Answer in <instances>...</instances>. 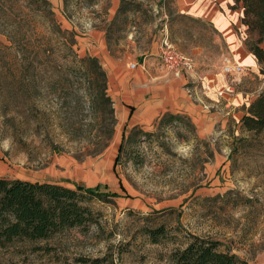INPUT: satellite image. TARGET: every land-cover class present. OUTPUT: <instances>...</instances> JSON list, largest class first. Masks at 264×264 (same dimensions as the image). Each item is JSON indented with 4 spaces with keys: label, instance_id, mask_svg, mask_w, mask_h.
I'll return each instance as SVG.
<instances>
[{
    "label": "rangeland",
    "instance_id": "obj_1",
    "mask_svg": "<svg viewBox=\"0 0 264 264\" xmlns=\"http://www.w3.org/2000/svg\"><path fill=\"white\" fill-rule=\"evenodd\" d=\"M1 1L0 178L101 186L117 196L89 204L101 213L98 227L14 242L0 248V264L101 257L107 264H174L172 254L191 237L216 242L241 264H264V130L248 132L240 124L264 76L256 64L241 62L240 75L223 74V59L235 62L224 37L192 16L197 6L214 8L215 19L233 22L236 43L248 52L232 2L124 0L125 9L112 16L110 0H46L41 14ZM92 31L105 32L111 54L127 62L147 57L157 66L158 47L168 37L195 65L192 75L181 76L194 119L174 113L164 124L120 133L111 98L105 107L96 100L90 71L88 77L78 62L94 57ZM9 37L23 59L16 69L1 49L10 46ZM206 77L214 79L213 106L204 104ZM158 229L163 234L154 243L148 233Z\"/></svg>",
    "mask_w": 264,
    "mask_h": 264
},
{
    "label": "trees",
    "instance_id": "obj_2",
    "mask_svg": "<svg viewBox=\"0 0 264 264\" xmlns=\"http://www.w3.org/2000/svg\"><path fill=\"white\" fill-rule=\"evenodd\" d=\"M123 1L121 0L122 4ZM231 1V9L240 11L239 22L245 35L246 50L259 66L260 74L264 76V0ZM1 2L13 3L19 8L27 9L31 14L43 13L41 4L48 6L46 0H2ZM122 4L118 13L125 9ZM7 41L10 46L6 45L1 49L7 54L8 62H12L15 69L21 67L23 59L17 58L20 47L12 38ZM71 44L74 42L71 41ZM78 62L81 67L86 66L85 71L88 77V71H90L92 88L97 93L96 100L101 101L103 107L110 104V97L107 96L106 74L98 59L88 56L79 59ZM61 79L62 77L58 75L55 83H59ZM10 80L13 79L10 78ZM174 117L166 113L159 118L158 125ZM240 124L248 132L260 133L264 130V87L246 107ZM110 135L109 133L104 136L103 141L106 142ZM122 149L123 141L118 148L117 162ZM116 196L115 193L101 186L70 188L59 183L0 178V248L20 241L30 243L46 241L65 230L74 229L83 234L87 233L91 227L99 226L101 216V213L93 210L89 204L93 200L107 202L108 199H115ZM162 234L163 231L159 229L148 233L154 243L159 242V236ZM172 261L174 264H241L236 256L219 251L216 242L197 237H191L183 249H177L172 254ZM107 263L106 257L81 261V264Z\"/></svg>",
    "mask_w": 264,
    "mask_h": 264
},
{
    "label": "crops",
    "instance_id": "obj_3",
    "mask_svg": "<svg viewBox=\"0 0 264 264\" xmlns=\"http://www.w3.org/2000/svg\"><path fill=\"white\" fill-rule=\"evenodd\" d=\"M230 2L232 1L230 0ZM120 4L121 0H110L109 12L112 16L117 14L116 11ZM207 10L197 6L192 16L208 21L224 37L237 64H240L238 62L244 65L255 64L253 57L245 51L242 44L236 43L233 22L224 16L215 19L214 8H210V12ZM104 34V31H98V33L92 31L89 39L97 43L95 52L92 51L93 56L99 60L106 74L108 96L113 103L120 133L125 135L127 130L135 127L149 128L166 113H183L190 119H194L196 106L190 99L192 96L188 95L184 89L187 83L185 79L166 74L159 65L160 62L157 66V63L154 64L155 60L150 58L143 57L138 59V62L135 61L136 59L127 62L125 57L111 54ZM155 49L156 47H153L151 51L156 54ZM131 65H135V67ZM169 76L174 78L168 79ZM182 76L184 77V75ZM203 83H205L204 88L208 91H205L207 98L204 104L213 106L214 104H211L209 100L213 101L214 99L212 100L208 96L209 92L214 93V79L206 77ZM194 84L199 83L197 81Z\"/></svg>",
    "mask_w": 264,
    "mask_h": 264
},
{
    "label": "built area",
    "instance_id": "obj_4",
    "mask_svg": "<svg viewBox=\"0 0 264 264\" xmlns=\"http://www.w3.org/2000/svg\"><path fill=\"white\" fill-rule=\"evenodd\" d=\"M157 58L166 74H172L174 77L179 78L182 75H192L194 73L193 60L179 51L168 37L162 39L157 50ZM131 66L135 67V65ZM222 72L225 75L238 76L243 72V67L230 58H224Z\"/></svg>",
    "mask_w": 264,
    "mask_h": 264
}]
</instances>
